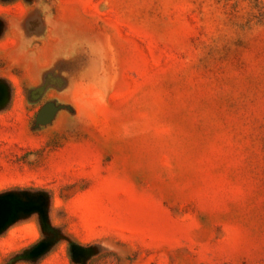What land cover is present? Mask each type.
I'll list each match as a JSON object with an SVG mask.
<instances>
[{
    "label": "rangeland",
    "instance_id": "rangeland-1",
    "mask_svg": "<svg viewBox=\"0 0 264 264\" xmlns=\"http://www.w3.org/2000/svg\"><path fill=\"white\" fill-rule=\"evenodd\" d=\"M0 84V264H264V0H0Z\"/></svg>",
    "mask_w": 264,
    "mask_h": 264
},
{
    "label": "water",
    "instance_id": "water-1",
    "mask_svg": "<svg viewBox=\"0 0 264 264\" xmlns=\"http://www.w3.org/2000/svg\"><path fill=\"white\" fill-rule=\"evenodd\" d=\"M5 87L0 84V103L5 97ZM50 106L45 105L38 114V122L45 123L50 118ZM44 201L42 196L23 198L16 193L0 195V230H2L13 218L20 213H29L38 210L43 213ZM46 249V243L42 242L32 249L30 256H38Z\"/></svg>",
    "mask_w": 264,
    "mask_h": 264
}]
</instances>
